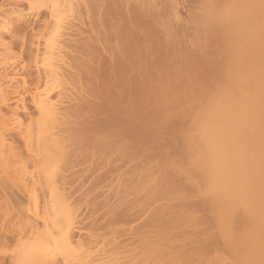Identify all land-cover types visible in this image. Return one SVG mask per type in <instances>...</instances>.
Segmentation results:
<instances>
[{
	"label": "bare ground",
	"instance_id": "1",
	"mask_svg": "<svg viewBox=\"0 0 264 264\" xmlns=\"http://www.w3.org/2000/svg\"><path fill=\"white\" fill-rule=\"evenodd\" d=\"M6 35L10 38L7 39ZM204 70L209 72L206 74ZM199 72H204L201 73L202 77H199ZM204 74L209 75V80L212 79L211 83L208 80L210 84L207 82L209 86H202V90L201 86L199 87L201 92L197 88L201 97L195 90H191L193 95L188 94L194 96L195 93L193 99L198 95L197 99L203 98L206 103L203 102L204 108L201 106L203 109L200 112L197 110L199 112L196 113L197 117L193 115L196 118L192 116L194 118L192 124L196 125L194 132L196 133L198 129L197 133L200 135H195L197 138L194 139L193 134L192 144L190 141L192 147L189 149V145L186 146L188 150L186 148L187 151L184 150L183 153L188 152L189 158L192 157L202 171L200 180L204 179L205 185H211L209 188L212 189L214 197L211 198L212 201L209 198L211 202L209 204L213 206L214 211L210 208V212L214 213V216L211 213L213 219H219L222 225L217 237L221 238L224 235L222 237L224 239L221 238L222 241L225 240L223 243L228 242L238 249L239 252L233 254H240L235 256L239 257V263L264 264V0H0V166L3 170L0 176L3 175L6 180L13 177V180H10L15 181L13 191H9L8 187L0 190V200L8 202L9 207H12L10 209L14 210L12 213L15 212L13 215L19 216L17 217L19 220H16L18 222L15 223L18 225L15 226L13 221L12 227L8 226L9 223L6 224L7 220H3V213V217L0 216V264H81L78 259L82 260L85 255L74 258V251L76 252L77 248L89 251L90 244L97 242L102 230H107L117 223L121 224L118 230L112 232L113 227L112 230L109 228L111 235L113 234L112 247L126 253L127 249L130 251L136 249L133 247L136 241L138 244L143 240L146 247H140L142 250L139 252L134 251V259L126 256L118 258V255L117 259L114 248L111 247V251L114 252L112 255H115L114 264H151L149 256L154 248L159 249L158 244L168 243L170 240L174 242L180 238L178 237L180 232L174 234V229L177 231L179 227L171 224L178 222L179 226L182 225L179 222L181 215H184L183 211L188 215V209L191 207L200 208H195L197 205L193 203L196 199L194 197L191 201L193 206L189 201L185 205L184 200V204H181L182 198L179 195L184 192L181 190L187 191L186 185L191 183L187 182L188 179L184 180L187 177L181 172H179L181 176L178 177L176 170L173 172V168H170L173 170L170 171L168 163V166H164L163 161L161 168L157 165L159 167L157 181H154V176L152 177L153 172L149 169L153 167H149L147 163L150 165L153 159L150 151L154 147L148 143L150 140H147L150 138V142L155 143L157 139L152 142L154 139L152 123L158 117V112L154 119L152 117L154 108L150 102L166 101L167 98L169 101L170 97L174 99L178 97L180 94L177 95L175 91L171 92L173 96L169 94L168 97L167 91L172 87L169 89L167 87L171 85L173 89L180 87L178 88L180 90L182 87L181 91L185 88L184 92L187 95L192 85L193 88L197 83L206 84L208 78ZM202 78L204 79L200 80ZM74 88L77 89L76 94L71 92ZM190 96L184 99L187 100ZM191 99L192 97L190 103ZM10 101H23L19 109L16 110L15 107L16 112L23 118L16 130L9 127L7 107ZM65 101L82 102L65 106ZM2 107H6V113ZM85 113H89L90 117H93L92 120L87 122L88 117ZM84 115L86 119L80 120ZM73 130L82 135L80 139L75 140L79 141L75 144L76 150L80 149L78 154L70 153L67 149L69 144L66 145L73 136L71 135ZM156 132L154 131L155 134ZM142 145L146 147V149L141 147L144 151L138 149ZM73 155L80 158L76 159L77 163L73 160V166L91 158L95 159V166L94 163L92 165L95 168L93 167V171L90 170V175L87 171L84 172L89 177L93 172L98 173L96 179H93L95 188L101 183L103 186L106 180L109 183L116 180L114 181L116 188H113L116 189L115 207H120L121 210L119 208V211L111 212L112 214L109 210L107 212L111 197L105 196L103 199L105 205L102 199L100 205L97 203L99 206L104 205L106 211H102L106 214H101L103 220L99 222L92 206H95L100 198L93 197L98 200L92 201L93 199L88 200L90 197L87 196L89 198L83 201L84 203L77 205L80 209L88 206L87 211L92 203L90 210L92 208L96 216L89 214L91 217H87L90 219L86 222L85 220L82 222L83 219L80 221V218L77 221L74 219L76 222L73 220L74 190L70 184L80 179L83 172L80 170L82 174H75L74 171L69 172L68 168L67 172L65 170L61 174L62 171L56 167L63 158ZM162 155L164 157V154ZM176 160L175 158L174 161ZM88 164L90 165L89 162ZM153 166L156 165L153 163ZM155 171L157 173L156 169ZM175 176L181 181L175 179ZM56 181L60 182L59 186L48 188L47 192H44L45 186L42 188V203L44 206L50 205L51 209L46 207L41 215L29 209L31 206L28 211H24L27 210L26 206L29 204L26 203L31 196H35L34 199L31 197V200L35 202L38 200L36 197L38 183L42 185L44 182L49 187ZM84 183L86 182L83 181ZM194 183L192 184L195 186ZM147 186L156 190L155 195ZM140 187H146L150 194L145 188V193H148L145 196L136 195L132 199L128 197L133 192L136 193L138 190L140 192ZM166 193L174 200L172 203H163V206L160 204L161 211L159 209L151 215L147 213L144 219L141 218V223L126 227V224L133 220L140 219L139 212L146 211L148 206L150 208L153 200H158L157 195L163 196ZM174 193L176 197L172 196ZM165 196L167 198L168 195ZM160 197L159 199H163ZM106 203L108 208H105ZM202 203L201 201V205ZM80 209L77 210L80 212ZM190 211L188 215L190 222L192 220L199 225L205 224V219L211 222L207 216L197 219L196 216H202L201 213L198 215V210ZM192 211L197 213L196 216ZM198 220L203 222L198 223ZM208 221L207 223H210ZM166 223H170L171 226ZM207 223L206 228L209 225ZM211 224L208 229L211 228ZM81 225L83 228L84 225L90 228V232L82 231L87 233L86 238L81 236L76 238V231H79L77 228ZM203 229L199 230L206 231ZM27 230L38 232L34 239L32 238L28 249H25L26 252L22 249L23 252L19 253L20 247H17L16 254L12 251L13 245ZM106 232L104 233L107 234ZM197 232L195 230L194 234ZM209 234L212 235L213 230L212 234ZM183 236L185 235L182 234ZM148 238H154L151 239L152 243ZM100 239L102 241V237ZM191 240L190 242H193V238ZM205 241H202L204 245ZM211 242H207L208 246ZM142 243L140 244L144 245ZM228 244L225 246L227 250L230 246ZM129 245L134 249L126 248ZM199 247L200 243L196 248ZM204 248L206 250L205 246ZM161 249L164 250V247ZM102 250L105 252V248ZM91 251L85 253L89 258L94 257L93 253L96 254L98 248ZM106 251L110 252V248ZM189 252H185L187 256ZM192 255H189V259ZM166 256L170 258L169 255ZM88 257L85 259L88 260ZM108 257L106 256V259ZM163 258L164 256L161 257ZM178 258L180 259L179 256ZM110 259L107 260L110 262ZM187 259L186 261L189 260ZM104 261L106 260L103 259L102 262ZM168 261L170 259L167 263L162 261V264H168ZM181 261L177 259L176 262L180 264ZM109 262L104 263L113 264Z\"/></svg>",
	"mask_w": 264,
	"mask_h": 264
},
{
	"label": "rangeland",
	"instance_id": "2",
	"mask_svg": "<svg viewBox=\"0 0 264 264\" xmlns=\"http://www.w3.org/2000/svg\"><path fill=\"white\" fill-rule=\"evenodd\" d=\"M69 18V17H68ZM7 39H9L10 37L8 36V35H6L5 36ZM206 70V69H205ZM204 70V71H205ZM200 71V70H199ZM202 71V70H201ZM208 71V70H207ZM207 71H205V73L207 72ZM209 72V71H208ZM202 74L204 73V72H201ZM201 73L199 72V77L201 76L202 77V75H201ZM207 74V73H206ZM206 74H204L205 75V77H207L208 78V76L209 75H207L206 76ZM209 74V73H208ZM204 75H203V77H204ZM204 78H202V79H200V80H203ZM206 79V78H205ZM212 79V78H211ZM210 79V80H211ZM209 78L207 79V81H206V84H205V82H204V84H199V83H197V85H199L198 87H197V85L195 86V84H194V86L195 87H193L192 88V86H191V88H189L188 89V87H187V89H188V91H187V95H185L186 94V92H184V91H186V89L184 90L183 89V91H181V89H182V87H181V89L179 90L178 88H180V87H174V89H173V85H171V86H168L167 88L169 89V87H172V88H170V89H172V90H170L169 89V91H170V93H169V91H167L166 93H167V95H168V97H169V94H172V93H174V91H175V93L177 92V95H179L178 97H175L176 95H174V97H175V99L174 98H172V97H170L171 99L169 100V101H167V99H166V101L164 100V101H160V100H158V101H156V102H154L153 103V101L152 102H150V105H151V107L152 108H154V110H152V108H151V110L153 111V114H152V117L154 118H156L157 117V112H158V117L154 120V122H155V124H154V122L152 123L154 126H152V127H154V128H152V132H153V137L152 138H154V139H152V142L156 139V140H159V141H154L155 143H151L150 141H151V139L149 138L147 141H149L148 143H150L151 144V146L152 147H154V148H152L151 149V155L153 154V159H151V162H152V164H151V162H150V165L147 163V165L150 167H153V168H151V169H149V170H151V172H153V173H151L152 174V177L154 176V181H157L158 179L156 178L157 176H159V173H158V168L160 167V165H161V167L163 166V164H165L164 166H168L169 165V169L170 168H173V170L172 169H170V171L172 170L173 172H175V170H176V173H178V174H176V176H181V173H182V175H184V177H187L186 179H184L185 181L187 180V182H190V183H188V184H190V185H186V187H188L187 188V191L189 192H187L186 191V189H184V190H181V192L182 191H184V192H182V194L185 196V198H184V196L182 195V194H180L179 196L182 198V200L181 199H179V197H177L178 198V200H181L180 202H182L181 204H184V202H185V205H186V203H187V201H189L188 203L189 204H193L194 203V205H197V206H195V208L196 207H198V208H200V209H194V207H191V209L190 210H195L196 212H198L199 211V213H198V215L201 213V211L203 210V213H201L202 214V216L200 215V216H196V212H194V211H192V213H195V216H196V218L197 219H199V217L201 218H203V217H205V216H207L206 218H208L209 220H211V222H214L213 224H214V226H213V224H211V222L210 221H208L207 219H205L204 220V222H206L207 223V221L208 222H210V223H207V224H211L212 226H211V228H209L208 229V227H210L209 225H208V227L206 228V223L204 224V223H201V222H203L202 220H198L199 222L198 223H201L200 225L199 224H195L192 220H191V222L189 221L190 219H189V217H188V215H190V213H191V211L187 208V207H189V205L186 207V209H188V215L185 213V211H183L184 212V215H181L182 217H181V220H180V222L179 223H182V225L180 224V226L178 225V222L177 221H179V219L177 220V221H174V222H177L176 224H171L172 226H174V225H177L179 228H177L178 230V232L176 231V229H174V234L175 233H179L180 235L178 236V237H180V238H178V239H181V237H182V234L183 235H185L186 236V231H188L187 232V236H186V240H185V236H183L182 237V239L181 240H178V239H176V241H174V242H172L171 240H170V242L169 241H167L168 243H164V242H161V244H158V248L159 249H156L155 250V248L153 249V252H154V254H153V252L151 251V249H150V251L152 252V254L149 256V260H152V262H151V264L153 263L154 264V262L156 263V264H162L163 262H165L166 261V263H167V260H169L170 259V261H168V264H172V263H174V264H179L178 262H176L177 261V259L178 260H183V262L181 261L180 262V264H192V263H194V264H238L240 261H239V257H237V258H235V256L236 255H238V256H240V254H238V253H236V254H233V253H235V252H237L238 251V249L237 248H235V246H232V245H230V244H228V242H224L223 243V241H225V240H223L222 241V239H224V238H222V237H224V235L223 236H221V238H220V236H219V238L217 237L218 235V233L217 232H219V231H221V230H219V229H222V225L220 224V222H219V219H216L215 217V219H213V216H214V213L213 212H210V208L212 209L213 208V206L212 205H210L209 203H211L210 202V200L212 201V199L211 198H213L214 197V195H213V197H212V189L211 188H209L210 186H208V184L207 185H205V183L203 182V180L204 179H201L200 180V178L202 177V171L199 169V167L195 164V162H194V160L192 159V157H191V159L189 158V155H188V152H186V153H183V152H185L184 150H186V146H188L189 145V149L192 147V145H191V147H190V141H191V144H192V140H193V137H194V139H195V137L197 138V136H195V135H200V133H197V131H198V129H197V131H196V133L194 132L196 129V125L195 124H192V123H194V122H192V121H194L193 119L194 118H196L197 117V115L199 114V112H200V110L201 109H203L204 107H203V104L205 103V101L203 100V98H201V99H197V97H198V95H199V97H201V90H202V86H204V87H206V85L207 86H209L208 85V83H209ZM205 81V80H204ZM203 81H201V83H202ZM208 82V83H207ZM210 83H211V81H210ZM209 83V84H210ZM175 86V85H174ZM201 86V90H200V87ZM190 87V86H189ZM203 87V88H204ZM176 88H177V90H179V91H177L176 90ZM197 88H199V91H198V89ZM194 91L195 90V92L198 94V95H196V97L194 98V99H196L197 100V102H196V100H194L193 99V97L195 96V93H194V96H190V95H188V94H192V91ZM173 91V92H172ZM189 91H191V92H189ZM71 92H73V93H77V89H75L74 88V90L73 91H71ZM172 92V93H171ZM179 92V93H178ZM183 93V95H181ZM74 94V95H75ZM185 95V96H184ZM193 95V94H192ZM172 96H173V94H172ZM180 96L182 97V98H180ZM186 96H190L189 97V99H184V97H186ZM92 96H90V98H91ZM192 97V103H190V98ZM203 97V96H202ZM177 98V99H176ZM188 98V97H187ZM92 100H94L93 98H91ZM180 99H183V100H185L184 102H182L183 100H180ZM195 101V102H194ZM201 102V104H200V102ZM79 101H65V106H72V105H75L76 103H78ZM80 102H82V101H80ZM79 102V103H80ZM94 102V101H93ZM96 102V101H95ZM164 102H166V103H164ZM168 102H170L171 104H169ZM187 102V103H186ZM204 102V103H203ZM22 103H23V101H10L9 102V108L7 107V109H8V111H7V109H6V107L4 108V107H2V109L4 108V112L6 113V111H7V117L9 118V127H12V128H14L15 130L18 128V126H19V124L23 121V118L18 114V112H16V110H17V108L19 109V107L22 105ZM175 103V104H174ZM178 103V104H177ZM181 103H183V105L181 104ZM188 104L190 105V106H188ZM191 104H192V106H191ZM206 104V103H205ZM194 105H195V107H194ZM156 106V107H155ZM176 106V107H175ZM180 108H179V107ZM186 106V107H185ZM203 108H202V107ZM205 106V105H204ZM15 107H16V110H15ZM159 107V108H158ZM189 107H192V108H189ZM197 107L199 108L200 107V109H197ZM155 108H157V109H155ZM179 108V109H178ZM162 109V110H161ZM189 109V110H188ZM196 109V110H195ZM6 110V111H5ZM194 110V111H193ZM197 110H199V112H197ZM160 112H161V114H160ZM177 112V113H176ZM192 112H193V114H192ZM165 113V114H164ZM168 113V114H167ZM196 113H198V114H196ZM88 116H87V115ZM164 116H163V115ZM167 114V115H166ZM170 114H172V115H170ZM174 114V115H173ZM177 114V115H176ZM85 115H86V117H88L87 119L86 118H84L85 117ZM85 115L84 116H82L81 118H80V120H87V122L88 121H90V120H92V118L90 117V114L89 113H85ZM102 115V114H101ZM100 115V116H101ZM161 115V116H160ZM193 115H195V116H193ZM159 116H160V119L163 117H165L164 119L162 118L161 120L159 119ZM177 116V117H176ZM194 118H193V117ZM167 117V118H166ZM20 118L22 119V120H20ZM74 118V117H73ZM152 118V119H153ZM89 119V120H88ZM159 119V120H158ZM78 121L79 120V118H78V120L77 119H71V121ZM79 120V121H80ZM164 120V121H163ZM157 121V122H156ZM196 121V120H195ZM160 122H162L161 124H160ZM190 122H191V124H192V126H191V124H190ZM73 123V122H72ZM72 123L70 124L71 126H72ZM190 125H189V124ZM151 124V125H152ZM164 124V125H163ZM75 125H77V124H75ZM161 125H163V127L161 126ZM189 125V126H188ZM193 125H194V128H193ZM73 126H74V123H73ZM75 127V126H74ZM189 128H190V130H189ZM159 129V130H158ZM191 129H192V131H191ZM194 129V130H193ZM154 131L156 132V134L154 133ZM189 131V132H188ZM73 132V134L71 133V135H73L72 137H71V139H69L68 140V142H67V146H68V144H69V146L67 147V149L70 151V153H80V149H77L76 150V148H77V145H75L76 143H78L79 141H75V140H78V139H80L81 138V136L82 135H78V133H76V132H78V131H72ZM199 132V131H198ZM77 134V135H76ZM152 134V133H151ZM187 134H188V136H187ZM193 134H194V136H193ZM159 135V136H158ZM161 135V136H160ZM79 136V137H78ZM152 136V135H151ZM150 136V137H151ZM193 136V137H192ZM192 137V139L191 140H189L190 138ZM164 141V142H163ZM160 142H162V143H160ZM157 143H159V145L157 144ZM163 143H165V144H163ZM149 144V145H150ZM161 144V145H160ZM148 144H147V142H146V146H147ZM156 145V146H155ZM164 146V147H163ZM183 146H184V148H183ZM141 147H143V145L142 146H139V148L138 149H140ZM150 146H148V148H149ZM144 149H146V147L144 146L143 147ZM151 148V147H150ZM158 148V149H157ZM181 148V149H180ZM188 148H187V150H188ZM142 149V148H141ZM157 149V150H156ZM160 149V150H159ZM183 149V150H182ZM71 150L73 151V152H71ZM143 150V149H142ZM149 150V149H148ZM156 152H155V151ZM186 150V151H187ZM144 151V150H143ZM147 151V150H146ZM154 151V152H153ZM162 153H161V152ZM150 152H148L147 151V153H149L150 154ZM157 152H159V153H157ZM146 153V152H145ZM167 153H169V155L167 154ZM140 154V153H139ZM155 154H156V156L157 155H159V156H155ZM162 154H164V157H163V155ZM141 156H142V154H140ZM77 156V155H76ZM76 156H71V157H65V158H63L61 161H60V163H58L57 165H56V167L58 168L57 170H60V171H62L61 172V174L66 170V172H67V170H68V168H69V172L70 171H74L75 172V174H82V172H83V174H84V177H83V174H82V176H81V178L78 180L77 179V181H75V183H73V184H70V186L72 185V187H73V190H74V192L72 193V197H73V199H72V197L70 196V198L72 199V206L74 207V211H73V209H72V216H73V220L75 219L76 221L77 220H79V218H80V221H81V219H83L82 220V222H84V220H85V222L86 221H88V219H90V218H88L87 219V217H91V215L93 214L94 215V213H93V211L95 210L96 211V215H97V218H98V221L100 222V220L102 221L103 220V216L101 215V214H103V212L105 211V209H104V205H105V203H104V198H106L105 196H110L111 197V199H109V197L107 198V199H109V200H107V201H109V207L110 208H112L111 209V211H110V208H108V205H107V203H106V206H105V208L107 207L108 209L106 210L107 212H108V210H109V212L111 213V212H114V211H119V208L118 207H115V206H117V204L115 203L117 200L116 199H114L116 196L114 195L115 194V191H116V189H113V188H116V186H114V185H116L115 183L116 182H114V181H116V180H114V181H112L111 183H109L108 182V180H106V181H104L103 182V186H101L102 185V183L101 184H99V186L97 185L96 186V188H95V179H96V175L98 174H96V172L94 173H91V174H93V175H91L90 177L88 176V175H86L84 172L85 171H87V173L90 175V170L91 171H93V167L95 166V159H90V160H92V161H90L89 159L87 160L89 163H90V165L88 164V162L86 161V162H83L82 164H77V165H75V166H73L74 165V162L75 163H77L76 161L78 160V159H80V158H76ZM80 157H82V155H79ZM149 156V155H148ZM162 156V157H161ZM169 156V157H168ZM174 156V157H173ZM151 157L149 156V159H150ZM171 158V159H170ZM175 158L177 159L176 161H174L175 160ZM77 159V160H76ZM163 159V160H162ZM173 159V160H172ZM73 160H74V162H73ZM157 160V161H156ZM170 160H171V162H170ZM164 161V163L162 164V162ZM178 161L181 163H179L178 164ZM156 162H158V163H156ZM93 163H94V166H92L93 165ZM153 163L156 165V166H153ZM167 163H168V165H167ZM171 163V164H170ZM96 164H97V162H96ZM175 164V165H174ZM179 166H177V165ZM147 165H145V166H147ZM157 165H159V167L157 166ZM173 165H174V167H173ZM182 165V166H181ZM73 166V167H72ZM144 166V167H145ZM84 167V168H83ZM90 169H89V168ZM160 167V168H161ZM198 167V168H197ZM79 168V169H78ZM82 168V169H81ZM95 168V167H94ZM147 167H145V170H147L146 169ZM178 170H177V169ZM71 169V170H70ZM73 169V170H72ZM75 169V170H74ZM155 169L157 170V173H155L156 171H155ZM180 169V170H179ZM184 169V170H183ZM0 173L2 174L3 173V170H2V168H1V166H0ZM82 172H81V171ZM59 171V172H60ZM76 171H77V173H76ZM155 171V172H154ZM185 171V172H184ZM187 171V172H186ZM149 173H150V171H148ZM179 172H181L180 173V175H179ZM200 172H201V174L202 175H200ZM155 173V174H154ZM59 174V173H58ZM175 173H173V175H174ZM188 174V175H187ZM3 176V175H2ZM2 176H0V190L1 189H3V187H8L9 189V191H13V189H12V187H14L13 185H14V183L13 182H15V181H13V182H11V180L10 179H12L11 177H10V179H7L6 180V178L5 177H2ZM88 176V177H87ZM93 176V177H92ZM175 176V179H179V178H177ZM183 177V176H182ZM82 178H84V179H82ZM95 178V179H94ZM159 178V177H158ZM173 178H174V176H173ZM87 181H86V180ZM90 179H92V181L93 182H91V180ZM94 179V180H93ZM183 179V178H182ZM191 179V180H190ZM9 180V181H8ZM13 180V179H12ZM82 180V181H81ZM6 181L8 182V183H6ZM83 181L84 182H86V183H84L83 184ZM181 180L179 179V182H180ZM196 181V182H195ZM176 182V181H175ZM178 182V181H177ZM195 182V183H194ZM202 184L201 186H200V183ZM205 182H206V180H205ZM80 183V184H79ZM82 183V184H81ZM89 183H91V185L89 184ZM93 183V184H92ZM109 183V184H108ZM112 183H114V184H112ZM192 183H194L195 184V186L197 185V184H199V185H197L198 186V188H199V190H197L198 188H197V186H196V188H195V186L192 184ZM197 183V184H196ZM203 183H204V185H203ZM6 184V185H5ZM41 183H38L37 184V190H36V197H37V201L35 202V200L33 201V200H31V197L34 199V197L35 196H31L30 198H29V200H27L28 202L26 203L28 206H26L27 207V210L25 209L24 211H28V208H29V206H31L29 209H33V211L35 212L36 211V213L37 214H39V215H41L42 213H44V211L46 210L45 208L46 207H48V209L50 208L51 209V206L49 205V206H44L43 205V203H42V192H43V190H42V188L45 186V188H44V192L46 191H48L49 189L48 188H53V187H55V186H59L60 185V182L59 181H56L55 183H53L52 185H50L49 187L44 183V182H42V185H40ZM112 184V185H111ZM31 184H29V186H30ZM74 185V186H73ZM84 185V186H83ZM93 185V186H92ZM108 185H109V187H110V189H109V187H108ZM151 185V184H150ZM16 186H17V184H16ZM77 186V187H76ZM152 186H154V185H152ZM192 186V187H191ZM204 186L207 188H204ZM91 189H89V188ZM105 187V188H104ZM112 187V188H111ZM151 188V186H147V188ZM185 187V188H186ZM203 187V188H202ZM76 188V189H75ZM94 188V189H93ZM100 188V189H99ZM106 188H107V190H106ZM146 188V187H145ZM145 188H142V187H140V192H139V190H138V192L136 191V193H131L132 195H130V196H128L129 198H135L136 197V195H137V197H142V196H145L146 194H150V191H148V189L146 188V191L148 192H146L145 193ZM154 188H155V186H154ZM149 189V190H151V193L154 191V194L153 195H155V189ZM12 189V190H11ZM78 189V190H77ZM88 191H87V190ZM96 189V191H94ZM142 189H143V192H141L142 191ZM189 189V190H188ZM211 189V190H210ZM78 192H77V191ZM98 190H100L99 192H98ZM106 190V191H105ZM87 191V192H86ZM93 191V192H92ZM107 191H109V192H107ZM111 191H113L112 193H111ZM85 192V193H84ZM96 192V193H95ZM178 192H180V191H178ZM178 192H176V195L178 194ZM180 192V193H181ZM82 193V194H81ZM90 194V195H88V194ZM99 193V194H98ZM143 193H144V195H143ZM157 193V192H156ZM76 194V195H75ZM80 194V195H79ZM105 194V195H104ZM134 194V195H133ZM169 194H171V192L169 193ZM169 194H165V195H168L167 196V198H165L166 196L165 195H163V196H161V195H157V198H158V200L157 199H154L153 200V202L151 203V204H153V205H151L150 206V208H149V206H148V209L146 208L145 210L146 211H142V212H139V214L141 213V215H138L139 216V220L137 221V220H133L132 222H130V223H128V224H126V227H132V226H135V224L137 225V224H139V222L141 223L142 222V220H141V218L142 219H144L145 217L144 216H147L149 213V215H151V213H154V212H157V211H159V209H160V206L162 205L163 206V203L164 204H167V203H172V201H174L171 197H169ZM172 194H173V192H172ZM188 194V195H187ZM101 195V196H100ZM111 195H113V196H111ZM138 195H140V196H138ZM176 195H175V193H174V195H172V196H175L176 197ZM82 196V197H81ZM84 196H86V198H84ZM87 196H89V197H87ZM99 196V197H98ZM160 198H162L163 197V199H159V197ZM165 196V197H164ZM178 196V195H177ZM203 196V197H202ZM78 197V198H77ZM93 197H96V198H100V201H97L98 199H96V198H93ZM113 197V198H112ZM174 197V198H175ZM192 198V200H191V198ZM193 197H194V199L196 198V199H199V200H194L193 201ZM202 198V200L200 199V198ZM205 197V198H204ZM79 198H81V199H79ZM89 198V199H88ZM165 198V199H164ZM184 198V199H183ZM204 198V199H203ZM209 198H210V200H209ZM79 199V200H78ZM86 199H88V200H92V201H94V199L97 201L96 202V204L98 203L99 204V202L100 203H102L103 202V204L104 205H102V206H99L98 204H97V206H96V204H94L95 206H92V208H94V210L91 208V210H90V206L92 205V203H91V205L89 206V210H87L86 211V207H87V209H88V206H83V208H81L80 209V207L77 205V204H79V205H81L80 203H84L83 201H85ZM103 201H102V200ZM114 199V201L112 202L111 200H113ZM189 199V200H188ZM31 200V201H30ZM116 200V201H115ZM156 200V201H155ZM178 200H175V201H178ZM183 200H184V202H183ZM204 203H202V205L204 206H202L201 205V201ZM205 200V201H204ZM79 201V202H78ZM102 201V202H101ZM166 201H168V202H166ZM191 201H193V203L191 202ZM198 203H197V202ZM209 201V202H208ZM24 202H26V200L24 201ZM35 202V203H34ZM38 202V203H37ZM76 203V204H74V203ZM106 202V201H105ZM112 202V203H111ZM166 202V203H165ZM205 202H207V203H205ZM34 203V204H33ZM37 203V204H36ZM42 203V204H41ZM95 203V202H94ZM187 203V204H188ZM196 203V204H195ZM200 203V204H199ZM31 204V205H30ZM161 204V205H160ZM34 205V206H33ZM43 205V206H42ZM83 205V204H82ZM158 205H159V207H158ZM198 205H200L201 207H199ZM210 205V206H209ZM10 205H8V202H6L5 200H3V199H1L0 200V213H1V217H3V215H4V217H3V220L5 219V220H7L6 221V224H8L9 223V227H12L13 226V221H15L14 222V225H15V223H17L16 222V220H19V218H17V217H19L17 214H16V217H15V215H13V214H15V212H13L12 213V210L10 209V208H12V207H9ZM100 208H99V207ZM154 208H153V207ZM193 206V205H192ZM25 207V208H26ZM77 207H79V208H77ZM82 207V206H81ZM103 207V208H102ZM207 207H208V209H207ZM75 208H77V209H80V212H79V210H75ZM115 210H114V209ZM156 208V209H155ZM203 208V209H202ZM41 209V210H40ZM98 211H97V210ZM155 209V210H154ZM177 209V208H176ZM202 209V210H201ZM120 210H121V208H120ZM147 210H149V211H147ZM162 209H160V211H161ZM198 210V211H197ZM201 210V211H200ZM14 211V210H13ZM89 211V212H88ZM103 211V212H102ZM105 211V212H106ZM189 211H190V213H189ZM205 211V212H204ZM212 211H214V209H212ZM10 212H11V214H10ZM92 212V213H91ZM2 213H3V215H2ZM100 213V214H99ZM145 213V214H144ZM148 213V214H147ZM173 213V212H172ZM172 213H170V214H172ZM204 213H206L205 215H204ZM211 213H213L212 215H211ZM89 214H91V215H89ZM104 214H106V213H104ZM103 214V215H104ZM112 214V213H111ZM169 214V213H168ZM169 214V215H170ZM87 215V216H86ZM96 215H94V216H96ZM100 215V216H99ZM185 215H187V216H185ZM194 215V214H193ZM84 216V217H83ZM140 216H143V217H140ZM167 216V215H166ZM195 216H194V218H195ZM208 216H210V217H208ZM211 216H212V218H211ZM0 217V218H1ZM188 219H186V218ZM72 218V217H71ZM85 218V219H84ZM105 218V217H104ZM192 218H193V216H192ZM191 218V219H192ZM182 219H184V220H182ZM197 219H196V223H197ZM72 220V221H73ZM74 220V221H75ZM187 221V223H186V221ZM195 220V219H194ZM207 220V221H206ZM214 220V221H213ZM75 221V222H76ZM135 221V222H134ZM181 221H183V222H181ZM134 222V223H133ZM173 222V223H174ZM190 222V223H189ZM217 222V223H216ZM219 222V223H218ZM172 223V222H171ZM189 223V224H188ZM120 223H117V225H112L111 227H113V231L112 232H114V230L116 231V229L118 230L120 227H121V224L119 225ZM130 224V225H129ZM134 224V225H133ZM167 224V223H166ZM186 224V225H185ZM203 224V225H202ZM215 224H216V226H215ZM220 224V225H219ZM18 224H16L15 226H17ZM168 226L170 225V223H168L167 224ZM170 225V226H171ZM185 225V226H184ZM190 225H192V227L190 226ZM200 227H198V226ZM206 225V226H205ZM166 226V225H165ZM184 226V227H183ZM189 227V228H185V227ZM202 226V227H201ZM220 226H221V228H220ZM111 227H109L111 230H112V228ZM196 227V229H194ZM213 227V228H212ZM217 227V229H215V228ZM88 227H85V225H84V228H83V225H81V226H79V228H77V230H79V231H76V238H78V236H81V238H86L87 237V233H84L85 231H87V232H90V228H88ZM107 228V227H106ZM109 228H107V230L106 229H104V230H100V236H99V240L97 239V242L96 243H98L97 245H96V243H93V244H90L89 246H90V248L91 249H93L92 251H94L95 249H97L98 248V251L96 252V254H94L93 253V255H94V257H91L92 258V262H91V258H89L88 256H86V254L85 253H89V251H91V249H88L89 251H87V249L86 250H82V249H76L77 251L76 252H79V254L78 253H76L75 251H74V253H75V255H74V258L75 257H81V255L83 256V255H85V256H83V259L81 260V259H78V261L79 262H81V264H84L83 262H85V264L87 263H91V264H99L100 262H102V260L104 259V260H106L107 261V263L109 262V260H107V259H110V262L109 263H113L114 264V259H115V255H116V258H117V255L119 256L118 258H121L122 256H126V258H129V259H134L135 258V256H134V254H135V252L137 251V252H139V251H141L142 249L141 248H145L146 246H145V242H138V244H137V241L133 244V247L134 248H136L135 250H129V249H127L128 251H126V253H121L120 252V250H118L116 247L114 248V247H112L111 245H113L114 246V243H113V241H112V237H113V234L111 235V231H110V229ZM167 228V227H166ZM191 228H193V229H191ZM197 228H199V229H203V231L204 230H206V231H204V232H202V230H197ZM206 228V229H205ZM39 229H41V227L39 228ZM154 229V228H153ZM184 229L186 230V231H184ZM190 229H191V232H190ZM108 230H109V232H108ZM173 230V229H172ZM180 230V231H179ZM195 230L196 231H198L196 234H194L195 233ZM211 230V231H210ZM212 230H213V234H212ZM218 230V231H217ZM82 231H84V232H82ZM91 231H92V229H91ZM95 231V230H94ZM93 231V232H94ZM97 231V230H96ZM107 231V232H106ZM184 231V232H183ZM194 231V232H193ZM214 231H216V235L214 234ZM37 232H38V230H37ZM37 232H35V231H24V235L22 234V235H20L19 236V240L17 239L16 240V242L14 243V245H13V248H12V251H14L16 254H18V252H16V250H17V247H20V249L18 248V250L20 251L19 253H22L23 252V250H24V252H26L25 251V249L27 250L28 248V246L30 245V243L32 242V240L34 239V237H35V235L37 234ZM97 232H99V231H97ZM96 232V233H97ZM104 232H106L107 234H105ZM154 233V232H153ZM209 233H211L212 235H210ZM33 234H34V236H33ZM155 234V233H154ZM153 234V235H154ZM194 234V235H193ZM199 234V235H198ZM200 234H201V236H200ZM202 234H204V236L202 235ZM206 234V235H205ZM208 234V235H207ZM219 234H220V232H219ZM26 235V236H25ZM31 235V236H30ZM83 235V236H82ZM108 235V236H107ZM190 235H191V237H190ZM210 235V236H209ZM215 235V236H214ZM33 236V237H32ZM86 236V237H85ZM112 236V237H111ZM171 236V235H170ZM198 236V237H197ZM102 237V241H101V238ZM106 237V238H105ZM203 237V238H202ZM204 237H206V238H204ZM209 237V238H208ZM210 237H214L213 239H211ZM23 238V239H22ZM28 238V239H27ZM33 238V239H32ZM103 238H104V240H103ZM189 238H193V242H190V241H192L191 239H190V241L188 240ZM196 238V239H195ZM200 238V239H199ZM30 239H31V241H30ZM151 239H153L154 240V238H151ZM151 239H149L148 238V240H150V243H152V241H151ZM175 239V238H174ZM196 241H195V240ZM197 239H199L198 241H197ZM204 239V240H203ZM207 239H210V240H213L212 242L209 240H207ZM218 239V240H217ZM178 240V241H177ZM205 240H207V241H205ZM216 240H217V242H216ZM28 241H29V244H28ZM201 241V242H200ZM202 241H205L204 243H205V245L203 244V242ZM227 241V240H226ZM180 242H181V244H180ZM186 242V243H185ZM190 242V243H189ZM194 242H196L195 244L197 245H195L194 244ZM207 242H211V246L209 245L208 246V243ZM216 242V243H215ZM140 243H142V244H144V245H141ZM171 243H173V245L171 244ZM175 243V244H174ZM183 243V244H182ZM199 243H200V247H199V249L198 248H196V247H198L199 246ZM201 243H202V245H201ZM213 243V244H212ZM215 243V244H214ZM225 243H227L228 245H230V246H232V247H230V246H228V250H227V247H225V246H227V244H225ZM28 244V245H27ZM136 244V245H135ZM164 244V245H163ZM166 244H168V246L166 245ZM178 246H177V245ZM193 244V245H192ZM207 244V245H206ZM224 244H225V246H224ZM99 245H100V247L101 248H99ZM135 245V246H134ZM160 245V246H159ZM175 248H173L172 246ZM180 245V246H179ZM188 245H190L189 247H188ZM215 245V246H214ZM89 246H88V248H89ZM96 246V247H95ZM144 246V247H143ZM162 246L164 247V250H162L161 248H162ZM183 246V247H182ZM195 246V247H194ZM206 247V250H205V248L203 249V247ZM214 246V247H213ZM114 248V251H115V255H112V253L114 254V252L113 251H111V249L112 248ZM131 248V249H134L131 245H129L128 247H126V248ZM141 247V248H140ZM168 247V248H167ZM171 247V248H170ZM178 247V248H177ZM182 247V248H181ZM184 247H186V248H184ZM191 247L194 249H191ZM210 247V249H208V248ZM211 247H213V248H211ZM230 247V248H229ZM103 248H105V252H104V250H102ZM110 248V252L109 251H106V250H108ZM125 248V249H126ZM138 248H140V249H138ZM157 248V247H156ZM180 248V249H179ZM185 250H184V249ZM190 250H189V249ZM197 250H196V249ZM232 248V250H230ZM233 248H234V250L235 249H237V250H233ZM23 249V250H22ZM161 249V250H160ZM79 250V251H78ZM81 250V251H80ZM181 250L183 251V252H181ZM190 252H189V251ZM192 250V251H191ZM199 250H200V252H199ZM207 250L209 251V252H207ZM91 251V252H92ZM102 251H103V253H105V255L108 257V255L109 254H111L107 259H106V256L105 255H103V253H102ZM135 251V252H134ZM149 251V252H150ZM159 251V252H158ZM177 251V252H176ZM189 252V255H192L191 257H190V259H189V255L187 256L186 255V253L185 252ZM194 251V252H193ZM195 251H196V254L194 255V253H195ZM197 251H198V253H197ZM107 252H109V253H107ZM134 252V253H133ZM155 252H157V253H155ZM179 252V253H178ZM192 252V253H191ZM205 253V255H204V253ZM232 252V253H231ZM239 252V251H238ZM183 254V255H186V256H183V255H181V254ZM78 254V255H77ZM125 254V255H124ZM198 254H199V256H198ZM80 255V256H79ZM92 255V256H93ZM166 255H169L170 256V258L168 257V258H166L167 256ZM177 255V256H176ZM196 255H197V259H196ZM157 256H158V258H160V260H162L161 262L159 261V259L157 258ZM164 256V258L163 259H161V257H163ZM178 256L180 257V259L178 258ZM182 256H183V258H182ZM85 257H88L89 259L87 260V259H85ZM103 258L102 260H100L101 258ZM113 257H114V259H113ZM186 257H188V261H186V259L185 258ZM223 257V258H222ZM117 258V259H118ZM191 258H192V260H191ZM195 258V259H194ZM94 259V260H93ZM158 259V260H157ZM167 259V260H166ZM174 259H175V262H174ZM221 259H222V261H221ZM157 260V261H156ZM77 261V262H78ZM90 261V262H89ZM106 261H104V262H106ZM116 261V260H115ZM185 261V262H184ZM193 261H195V262H193ZM237 261V262H236ZM239 261V262H238ZM241 261H243L242 260V258H241ZM99 262V263H98ZM104 262H102V263H104ZM170 262V263H169ZM190 262V263H189ZM244 262V261H243ZM101 263V264H102ZM245 263V262H244ZM105 264V263H104ZM239 264H243L242 262L241 263H239Z\"/></svg>",
	"mask_w": 264,
	"mask_h": 264
}]
</instances>
